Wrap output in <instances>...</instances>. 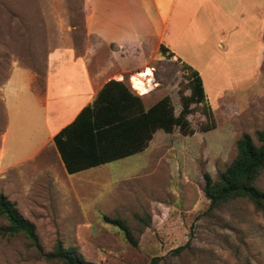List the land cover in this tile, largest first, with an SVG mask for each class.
Wrapping results in <instances>:
<instances>
[{"label": "rangeland", "instance_id": "374dc122", "mask_svg": "<svg viewBox=\"0 0 264 264\" xmlns=\"http://www.w3.org/2000/svg\"><path fill=\"white\" fill-rule=\"evenodd\" d=\"M86 16L83 0H0V147L5 107L11 108L15 95L23 96L24 116L15 117L11 126L8 122L19 137L17 144L9 141L11 147L30 152L43 138L36 125L27 124L22 82L32 76V90L42 96L52 55L62 60L54 66L76 57V65L91 73L150 69L154 88L143 98L156 103L168 96L175 115L180 112L181 98L190 93L184 64L159 48L103 44L86 31ZM243 46L248 53L241 59L231 57L216 66V75L205 76L216 126L211 131H200L206 117L201 106L191 105L187 121L193 135L158 130L149 150L78 174L67 175L49 147L14 168H7L8 157L0 162V194L34 226L38 243L34 247L22 234L0 233V264H63L44 256L57 242L74 247L79 259L92 264H264L261 212L246 200L207 212L202 192V175L215 178L235 158L242 135L257 145L256 133L264 130V54L255 61V45ZM197 52L205 54L203 47ZM131 74L122 78L139 95L130 86ZM9 76L12 92L5 87ZM255 185L264 192V170ZM104 217L124 222L136 244ZM7 225L0 218V229Z\"/></svg>", "mask_w": 264, "mask_h": 264}, {"label": "crops", "instance_id": "0c3cea01", "mask_svg": "<svg viewBox=\"0 0 264 264\" xmlns=\"http://www.w3.org/2000/svg\"><path fill=\"white\" fill-rule=\"evenodd\" d=\"M83 1L87 11L86 31L95 34L101 43L122 49H133L139 45L148 50H155L163 45L173 54L176 61L192 67L199 73L205 94L207 72L216 75V66H223L231 57L241 59L243 53H248L243 45H255L252 49L255 61L261 60L264 54V0ZM201 47L205 50L203 56L197 52ZM54 56H50L42 96L32 90V76L20 73L21 76L26 75L22 82V92L28 98L27 124L33 128L36 125V130L43 133V138L36 143L34 150L26 152L18 145L22 151L14 150L10 143L12 139L16 140V144L19 140L18 136L15 139L14 131H11L8 122L11 126L15 117L24 116V111L21 110L23 96L15 95L11 108L5 107L7 126L2 134L0 162L8 157L9 160L5 163L7 168L31 161L49 147L60 159L65 170L52 141L53 137L70 125L84 107L94 102L98 92L107 82H122L132 95H136L121 76L131 72L137 73L136 70L115 71V74L101 70L91 73L83 64L80 67L76 65V57L61 62L60 66H54L56 60L62 61L60 57L55 59ZM260 63H257L256 71ZM12 77L9 76L5 85L9 87L10 92L14 91L11 87ZM119 77L121 79H118ZM138 96L145 110L155 104L140 94ZM217 96L218 94L214 98ZM156 132L140 153L151 148Z\"/></svg>", "mask_w": 264, "mask_h": 264}, {"label": "trees", "instance_id": "16d2710c", "mask_svg": "<svg viewBox=\"0 0 264 264\" xmlns=\"http://www.w3.org/2000/svg\"><path fill=\"white\" fill-rule=\"evenodd\" d=\"M159 52L173 57L163 45H160ZM183 69L190 93L181 98V110L177 116L168 96L145 110L140 97L132 95L122 82H107L94 102L84 107L75 120L52 139L67 174L74 175L140 153L157 130L171 134L177 129L182 136L193 135L187 121L192 112L191 105L201 106L206 117V124L200 127V131L215 129L199 73L186 64ZM256 138L257 145L248 134L242 135L236 142L237 154L232 162L217 172L215 178L206 173L202 175L203 196L209 202L207 212L231 201L246 200L264 217V192L255 185L256 178L264 170V130L258 131ZM0 218L8 223L0 229L2 235L22 234L34 247H38L34 226L1 194ZM103 219L119 228L129 243L136 244L124 222L107 217ZM183 248L179 247L174 252ZM44 256L63 264H92L79 259L74 247H63L61 242L56 243L52 253Z\"/></svg>", "mask_w": 264, "mask_h": 264}, {"label": "bare ground", "instance_id": "6f19581e", "mask_svg": "<svg viewBox=\"0 0 264 264\" xmlns=\"http://www.w3.org/2000/svg\"><path fill=\"white\" fill-rule=\"evenodd\" d=\"M118 79L121 78L119 77ZM129 83L138 94L142 96L148 95L154 88L151 70L145 69L143 71L131 74L129 76Z\"/></svg>", "mask_w": 264, "mask_h": 264}, {"label": "built area", "instance_id": "2783aa9c", "mask_svg": "<svg viewBox=\"0 0 264 264\" xmlns=\"http://www.w3.org/2000/svg\"><path fill=\"white\" fill-rule=\"evenodd\" d=\"M131 86V85H130Z\"/></svg>", "mask_w": 264, "mask_h": 264}]
</instances>
